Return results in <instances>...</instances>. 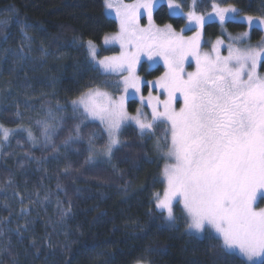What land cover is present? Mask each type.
Listing matches in <instances>:
<instances>
[{"label":"trees","instance_id":"16d2710c","mask_svg":"<svg viewBox=\"0 0 264 264\" xmlns=\"http://www.w3.org/2000/svg\"><path fill=\"white\" fill-rule=\"evenodd\" d=\"M190 3L185 0V12ZM228 4L264 17V0H227L221 6ZM197 10L207 13L211 7L205 2L200 8L197 0ZM154 20L178 30L185 23L170 17L166 5L157 7ZM226 28L246 30L232 23ZM116 31L118 22L106 15L103 0H0V125L30 129L37 141L33 147L27 132H17L0 151V264H239L241 258L222 251L215 240L185 233L180 213L175 229L164 225L154 207V195L164 191L157 179L163 160L154 144L164 143L161 129L145 138L134 127L123 129L126 146L115 149L111 164L85 163L88 133L95 127H82V139L64 144L78 122L72 100L90 87L121 94L90 69L86 53L88 40L101 45L104 35ZM221 31L218 23L209 24L204 34L212 40ZM261 35L252 30L253 39ZM117 51L103 48L98 56ZM146 71L143 63L140 72ZM163 72L158 67L147 76ZM115 83L116 77L107 81ZM138 104L131 100L130 112ZM58 106L68 110L59 112ZM45 119L53 126L64 121L47 145L37 123ZM104 142L96 141L97 147Z\"/></svg>","mask_w":264,"mask_h":264},{"label":"snow or ice","instance_id":"6c2138e0","mask_svg":"<svg viewBox=\"0 0 264 264\" xmlns=\"http://www.w3.org/2000/svg\"><path fill=\"white\" fill-rule=\"evenodd\" d=\"M205 2L211 7L206 14L198 12L197 0L186 5V12L185 0H135L131 4L103 0L106 15L118 20V31L104 35L103 45H118L119 54L98 58L92 40L86 43V53L90 69L121 95L116 98L90 87L72 100L69 106L78 122L75 135L64 144L82 139V127L85 131L95 127L96 131L88 133L85 163L105 157L100 162L111 164L114 149L126 146L123 129L134 127L141 138L161 129L164 143L162 148L157 144V149L163 152L164 163L162 177L157 179L166 187L162 196L154 195V207L164 225L176 228L174 205H182L190 237L215 240L222 251L240 257L239 264H264V38L255 46L249 43L253 29H264V17L244 15L231 4L222 7L227 0H200V8ZM162 3L167 4L170 17L185 22L179 31L172 24H155L154 9ZM142 17H146L147 26L141 25ZM215 23L224 30L222 35L229 23L248 30L237 37L228 35L227 44L218 38L211 51H203L202 42L210 43L204 41L205 27ZM222 48L227 55L221 54ZM142 57L151 62L149 68L163 61V75L150 82L142 80L137 75ZM186 65H194V71H186ZM113 77L116 83L107 84ZM142 84H151L166 97L149 93L150 119L140 109L135 115L127 111L128 100L141 92ZM140 100L145 98L141 95ZM57 110L68 109L58 106ZM16 115L20 117L19 112ZM48 117L56 119L51 110ZM37 123L47 145L64 121L56 126L48 119ZM17 131L0 125V139L8 141ZM23 131L35 147L32 131ZM98 140L105 142L97 147ZM53 151H57L55 145ZM20 199L23 202V197ZM21 213L28 214L26 209ZM27 227L26 222L23 228ZM16 231L23 235L20 228Z\"/></svg>","mask_w":264,"mask_h":264},{"label":"rangeland","instance_id":"374dc122","mask_svg":"<svg viewBox=\"0 0 264 264\" xmlns=\"http://www.w3.org/2000/svg\"><path fill=\"white\" fill-rule=\"evenodd\" d=\"M123 3H125V4H131V3H135V0H123ZM160 5H166L167 6V4L166 3H162V4H160ZM160 5H158V6H160ZM224 7H226V6H224ZM157 9V8H156ZM156 9H154V12H155V10ZM105 12H106V10H105ZM210 12V11H209ZM206 14V13H205ZM108 16V15H107ZM109 17H111V18H114L115 19V17H114V15L113 16H109ZM153 19H154V13H153ZM117 22H118V20H117ZM141 25L142 26H147V19H146V17H142V19H141ZM154 22H155V20H154ZM156 24V23H155ZM157 25V24H156ZM158 26H160V25H158ZM160 27H163V26H160ZM183 28V27H182ZM256 29H259L261 32H262V35L260 36V37H258L257 39H253L252 38V31L250 32V38H249V43L251 44V45H253V46H255V45H257V44H259L261 41H262V38H264V29H261V28H256ZM177 31H179L178 29H176ZM248 29L246 28V30H244V31H247ZM222 31H224V30H222ZM222 31H221V35L220 36H218V37H216V38H214V39H209V38H206L205 37V34H204V41H208V42H210V43H204V42H202V45H201V47H202V50L203 51H211V45L212 44H214L215 43V41L219 38V39H223L224 40V42H225V44H227V43H229L230 41L228 40V35H230V36H232V37H237L240 33H242V32H244V31H242V32H231V31H229L227 28H226V33L224 34V35H222ZM193 33H186V35H192ZM96 45H97V48H98V55H99V52L103 49V48H105V47H107L108 49H110V48H117L118 49V51L116 52V53H113V54H110V55H107V56H112V55H118L119 54V46L118 45H108V46H104L103 45V40H102V43H101V45H99V44H97V43H95ZM221 54L222 55H227V52H226V50H224L223 48L221 49ZM98 58H100L99 56H98ZM143 63H146V65H147V71L144 73V74H141V72H140V68H141V65L143 64ZM148 63H151V62H146L145 61V59L142 57L141 58V64L138 66V68H137V75H139L140 77H141V79L142 80H145V81H154V80H156L159 76H157V77H155V78H150L149 76H147V74L149 73V72H151L152 70H154V69H156V68H158V67H162L163 69H164V71L166 70V68H165V66H164V64H163V61H161L159 64H157V65H154L152 68H149L148 67ZM185 70L186 71H194V65H193V67H188L187 65H186V67H185ZM164 73V72H163ZM163 73L161 74V75H163ZM160 75V76H161ZM102 91H106V92H108L109 94H111L113 97H116V98H118L119 96H115V95H113L110 91H107V90H104V89H101ZM129 91H132L131 89L129 90ZM149 93H151L152 94V96L153 97H155V96H159L161 99H165L166 97H165V95H163L162 93H161V91H160V89H158V88H154V87H152L151 86V84H147V85H144V84H142L141 85V92L140 93H137L133 98H131V99H129L128 100V102H127V111H128V113L130 114V115H135L136 114V111L134 112V113H132V112H130V110H129V102L131 101V100H137L138 101V106H137V108H136V110L137 109H140L144 114H145V116L147 117V118H151V116H150V114H151V108L149 107V106H147V99H148V96H149ZM121 95V94H120ZM143 96L144 98H145V100H144V102H141V100H140V96ZM0 103H1V101H0ZM9 130H11V129H9ZM17 130H19V131H17ZM13 131H17V132H22L23 131V129L22 128H19V129H15V130H13ZM26 132V131H25ZM12 136H10L9 137V140L8 141H3L2 139H0V151L2 150V148H4L5 146H7L8 144H9V142H10V138H11ZM37 142V141H36ZM31 143H32V145H33V142L31 141ZM155 147H156V151H157V153H158V155H159V157L162 159V156H163V152L162 151H160V150H158L157 149V144H159L160 145V148H162L163 147V142H162V140H160V139H155ZM114 151H115V149H114ZM95 159V161L96 162H100L101 160H103V159H106L105 157H97V158H94ZM163 160V159H162ZM163 163H164V161H163ZM105 164H107V163H105ZM165 187H166V184L164 183V190H165ZM163 193H164V191H163ZM163 193L161 194V196L163 195ZM261 206H264V205H261ZM181 208H182V205H179V206H177V205H174V214H175V216H177L179 213L183 216L184 214H183V212L181 211ZM185 233H187V231H186V229H185ZM247 263V262H246ZM137 264H147V263H137Z\"/></svg>","mask_w":264,"mask_h":264},{"label":"bare ground","instance_id":"6f19581e","mask_svg":"<svg viewBox=\"0 0 264 264\" xmlns=\"http://www.w3.org/2000/svg\"><path fill=\"white\" fill-rule=\"evenodd\" d=\"M37 221V220H36Z\"/></svg>","mask_w":264,"mask_h":264}]
</instances>
